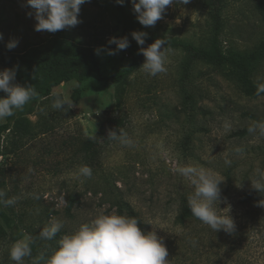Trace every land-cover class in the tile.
I'll return each instance as SVG.
<instances>
[{"label":"rangeland","instance_id":"rangeland-1","mask_svg":"<svg viewBox=\"0 0 264 264\" xmlns=\"http://www.w3.org/2000/svg\"><path fill=\"white\" fill-rule=\"evenodd\" d=\"M260 4L264 0H228L224 47L239 53L264 49ZM127 8L134 19L127 35L130 47L108 55L107 49L116 47L107 45L109 38L125 36L122 18L109 0L83 4L81 23L55 33L35 31L26 0H0V71L7 69L1 52H28L51 37L70 39L84 50L104 46L95 54L101 77L132 64L141 47L131 36L134 31L196 47L207 44L211 20L206 0L168 6L154 27L142 26L133 5ZM13 39L18 46L9 50L6 44ZM166 47L171 49L166 72L147 74L141 68L143 56L136 72L119 84L96 79L64 83L53 89V97L30 101L12 116L10 130L0 140V191L5 199H18L12 206L0 204V264H15L9 249L23 234L32 235L36 247L50 256L59 239L81 224L102 213L121 215L120 202L139 213L144 232L164 238L169 264H264V207L249 195L257 184L264 185V131L257 127L249 132L257 122L264 123V96L248 97L226 69ZM252 78L264 84V56ZM28 85L29 80L22 84ZM76 89H83L78 102L72 100ZM57 96L70 99L74 107L54 109ZM109 117L120 118L123 124L115 131L122 129L133 143L126 146L107 137L92 159L84 144ZM189 164L210 169L224 181L219 207L230 205L231 233L215 232L197 218L176 222L182 199L194 191L178 173ZM81 165L93 171L83 182L77 177ZM71 197L78 203L68 212ZM54 220L63 221L61 231L52 241L39 239L40 230ZM25 264H35L34 257H26Z\"/></svg>","mask_w":264,"mask_h":264},{"label":"clouds","instance_id":"clouds-1","mask_svg":"<svg viewBox=\"0 0 264 264\" xmlns=\"http://www.w3.org/2000/svg\"><path fill=\"white\" fill-rule=\"evenodd\" d=\"M87 2L90 0H26V6L33 10L28 15L36 21L35 31L55 33L81 23L78 19L80 9ZM189 2L190 0H131L133 11L137 14L136 18L144 27H154L156 22L163 18L168 6ZM116 3L123 5L124 0H116ZM131 36L139 46H143L148 33L134 31ZM18 43V40L13 39L6 47L11 50L17 47ZM166 43L165 39H156L147 48L139 49L138 54L145 58L141 68L150 76L167 71L165 67L167 53L171 49L166 47ZM107 45L116 46L115 49H107L108 55H116L130 47V41L127 36L111 37ZM102 50H105L104 46L94 51L99 55ZM15 79V67L0 71V91L6 94L0 97V120L14 116L16 111L22 110L38 95L33 85L22 86L15 83ZM259 91L264 92V85H260ZM52 107L56 110L71 109L74 104L70 99L57 96ZM257 127L264 131V123L257 122L256 126L249 128V132L256 131ZM118 131L119 134L115 130H109L108 139L131 146L133 142L127 133L122 129ZM178 173L194 186V191L188 197L192 215L215 232L223 230L225 233H231L235 224L230 216V205L223 209L219 207L223 202L220 185L224 182L219 174L194 164L180 167ZM92 175L90 166H79L77 177L81 178V182L90 179ZM254 188L261 191L264 190V185L257 184ZM5 196L6 194L0 191V204L3 206H12L17 202L18 198L5 199ZM34 198L40 199L39 195H34ZM61 202L66 203L64 198ZM259 203L260 206H264V202ZM139 224L135 217L102 213L92 221L81 224L75 232L63 235L52 254L46 256L41 252L34 258L35 264H40V261H45V264H169L167 259L169 253L164 238L158 236L155 231H142ZM63 226V221L54 220L40 230L38 238L52 241ZM34 243L35 238L32 235L23 234L10 247L9 258L15 264H25V258L32 257Z\"/></svg>","mask_w":264,"mask_h":264},{"label":"trees","instance_id":"trees-1","mask_svg":"<svg viewBox=\"0 0 264 264\" xmlns=\"http://www.w3.org/2000/svg\"><path fill=\"white\" fill-rule=\"evenodd\" d=\"M109 1L121 16L123 32L127 36L129 24L134 20L133 12L127 8V6L131 7V0H124L123 5L117 4L116 0ZM206 4L211 20V30L205 47H196L182 41L156 36L147 38L145 44L141 47L147 48L156 39H165L167 42L166 46L181 48L188 52L194 60H201L216 67L226 69L228 76L235 80L239 90L246 96L251 98L264 96V92L259 91L260 85L264 84H258L252 78L257 64L263 59L264 49L260 47L249 53H239L224 47L222 35L224 30V13L228 0H206ZM261 6L264 7V4L259 5V7ZM1 57L7 69L16 68L15 83L22 85L25 81L29 80L30 85L34 86L38 95L31 101L35 102L42 98L53 97L54 88L72 81L81 84L91 79H96L104 81L108 85L119 84L127 76L136 72L143 55L138 54L129 67L108 77L100 76L99 63L91 48L84 50L77 42L61 37H51L47 41L35 46L34 49L21 54L1 52ZM82 94L83 89H76L72 94V100L78 102ZM5 95V93H2L0 97H4ZM11 118H5V123L0 124V140L4 133L10 130ZM122 124L123 122L120 118L109 117L101 125L96 137L88 139L84 144V152L90 155L92 159L98 158L99 151L97 147H100L101 143L107 139L109 130H116ZM249 195L250 199H254L257 203L260 201L264 202V190L258 191L254 189L249 192ZM75 203L78 202L74 197H71L68 202V212L71 211ZM118 210L121 215L126 213L129 217L137 218L140 222L138 226L144 231V224L139 213L129 204L120 202ZM0 213H3L1 208ZM4 217L6 218V215ZM191 218L196 217L190 211L188 198L184 197L176 216V222L184 224ZM41 252V249L36 247L34 243L32 245V256L36 258Z\"/></svg>","mask_w":264,"mask_h":264}]
</instances>
